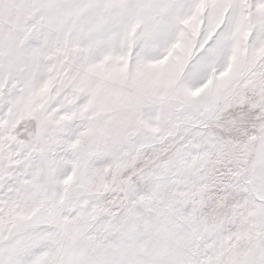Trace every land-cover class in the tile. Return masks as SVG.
Segmentation results:
<instances>
[{
    "label": "snow or ice",
    "instance_id": "1",
    "mask_svg": "<svg viewBox=\"0 0 264 264\" xmlns=\"http://www.w3.org/2000/svg\"><path fill=\"white\" fill-rule=\"evenodd\" d=\"M0 264H264V0H0Z\"/></svg>",
    "mask_w": 264,
    "mask_h": 264
}]
</instances>
